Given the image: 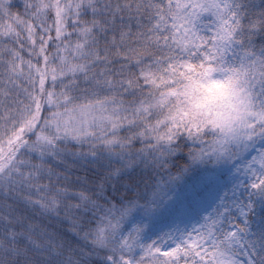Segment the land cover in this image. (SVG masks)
Returning a JSON list of instances; mask_svg holds the SVG:
<instances>
[{"label":"snow or ice","instance_id":"1","mask_svg":"<svg viewBox=\"0 0 264 264\" xmlns=\"http://www.w3.org/2000/svg\"><path fill=\"white\" fill-rule=\"evenodd\" d=\"M0 264H264V0H0Z\"/></svg>","mask_w":264,"mask_h":264}]
</instances>
